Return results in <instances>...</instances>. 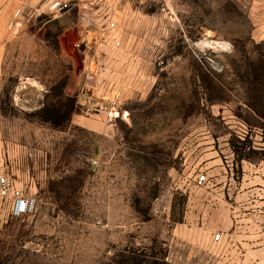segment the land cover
<instances>
[{"label": "rangeland", "instance_id": "obj_1", "mask_svg": "<svg viewBox=\"0 0 264 264\" xmlns=\"http://www.w3.org/2000/svg\"><path fill=\"white\" fill-rule=\"evenodd\" d=\"M75 3L10 32L0 173L36 206L0 201V264H264V0Z\"/></svg>", "mask_w": 264, "mask_h": 264}, {"label": "built area", "instance_id": "obj_2", "mask_svg": "<svg viewBox=\"0 0 264 264\" xmlns=\"http://www.w3.org/2000/svg\"><path fill=\"white\" fill-rule=\"evenodd\" d=\"M77 1V0H76ZM78 4L75 3V0H46L44 5L41 6L39 12H47L52 15H63L68 12H71ZM38 17V16H37ZM86 18L81 17V22L83 23ZM115 23H111L109 29H114ZM97 39L89 36V33H84L81 31V38L75 44L74 51L78 54L84 55L87 57L93 51L95 46V41ZM113 47L120 49L121 42L115 40L113 42ZM91 74V73H90ZM90 90H83V97L88 100V95ZM90 98V97H89ZM85 99L81 98L80 106L84 107L83 101ZM90 101V100H89ZM89 103V102H88ZM91 103V102H90ZM89 103V104H90ZM100 104L91 105V109L99 110L101 109ZM204 180V177L201 178V181ZM0 201L8 202L10 204V215L15 218H23L34 212L36 201L28 192L16 187L14 181L8 176L0 173ZM216 240L220 239V235L215 237Z\"/></svg>", "mask_w": 264, "mask_h": 264}, {"label": "crops", "instance_id": "obj_3", "mask_svg": "<svg viewBox=\"0 0 264 264\" xmlns=\"http://www.w3.org/2000/svg\"><path fill=\"white\" fill-rule=\"evenodd\" d=\"M41 2L42 0H0V75L3 72L2 66L6 48L11 42V30H17L18 26H22L24 23H29L32 17H35L36 19L37 16L40 14L39 10L42 4L39 8L37 7ZM13 4L15 5V7H12ZM11 15H15L14 20H11ZM1 133L2 130L0 124V135ZM224 200L226 201V197L219 198V202L221 201L222 204H225ZM218 214L221 215V217L215 218L213 222L215 225L214 228L218 232L217 235H220V239L222 238V236H224V233H227V235L229 236H237L243 232L237 227L234 228V224L237 218H231L230 213L228 211H223L222 209V211L219 210Z\"/></svg>", "mask_w": 264, "mask_h": 264}]
</instances>
